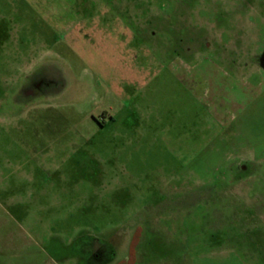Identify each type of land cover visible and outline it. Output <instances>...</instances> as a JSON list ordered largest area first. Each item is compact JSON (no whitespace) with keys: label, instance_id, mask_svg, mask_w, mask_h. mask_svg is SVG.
I'll return each mask as SVG.
<instances>
[{"label":"rangeland","instance_id":"374dc122","mask_svg":"<svg viewBox=\"0 0 264 264\" xmlns=\"http://www.w3.org/2000/svg\"><path fill=\"white\" fill-rule=\"evenodd\" d=\"M263 51L264 0H0L5 259L264 264ZM214 58L262 71L227 133L172 73Z\"/></svg>","mask_w":264,"mask_h":264},{"label":"crops","instance_id":"0c3cea01","mask_svg":"<svg viewBox=\"0 0 264 264\" xmlns=\"http://www.w3.org/2000/svg\"><path fill=\"white\" fill-rule=\"evenodd\" d=\"M190 64H193L191 65L193 68V76L190 77V81L186 82L183 80L181 73L178 71L176 72V70L172 71L173 75L178 77L180 81L185 82L187 87L191 89L192 93L196 94V99L204 104L205 112L208 113L209 117L211 116L207 128L220 130L222 133L229 132L230 128L236 125L235 122L238 119L236 113L240 106L238 105V102L240 103V101L234 100L231 106L226 107L223 105V97L226 94H230L231 91L238 94L239 97L245 96L250 92H253L254 94L258 93L262 82L259 81L254 84L250 79L262 71L259 70L249 76H240L237 71L231 70V68L225 66L222 61H218L216 58L204 59L193 63L191 62ZM211 88H213V90ZM170 139L173 138L170 137L169 141ZM173 141L176 142L174 139ZM192 163L194 162L192 161ZM3 255H6L4 251H0V258L3 260L0 264H3L5 260L8 261V264H25L19 256L11 254V257L5 259V256ZM47 264L64 263L51 257ZM122 264H133V260H125Z\"/></svg>","mask_w":264,"mask_h":264},{"label":"flooded vegetation","instance_id":"af4514ba","mask_svg":"<svg viewBox=\"0 0 264 264\" xmlns=\"http://www.w3.org/2000/svg\"><path fill=\"white\" fill-rule=\"evenodd\" d=\"M259 61L264 70V51ZM70 243L75 244L84 264H108L116 255L112 245L98 237L81 235L74 238Z\"/></svg>","mask_w":264,"mask_h":264}]
</instances>
